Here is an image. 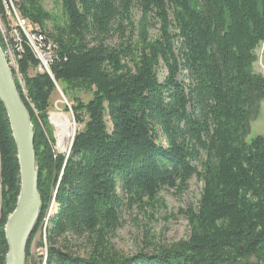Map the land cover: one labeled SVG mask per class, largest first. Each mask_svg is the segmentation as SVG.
<instances>
[{
  "label": "trees",
  "instance_id": "1",
  "mask_svg": "<svg viewBox=\"0 0 264 264\" xmlns=\"http://www.w3.org/2000/svg\"><path fill=\"white\" fill-rule=\"evenodd\" d=\"M41 1L14 4L52 46L49 72L39 71L25 38L18 52L0 0L7 30L0 46L7 42L15 53L24 92L12 76L34 129L39 172L41 209L25 264L53 205L37 245L47 247L45 264H264V136L247 141L264 102V75L254 68L264 0H55L61 19ZM134 10L142 15L138 28ZM55 84L72 94L80 127L65 154L54 150L48 123ZM193 177L203 185L196 205L179 211L186 240L133 255L114 248L123 210L161 202V191L181 195ZM19 190L17 149L0 101V264ZM77 240L86 256L72 252Z\"/></svg>",
  "mask_w": 264,
  "mask_h": 264
},
{
  "label": "rangeland",
  "instance_id": "2",
  "mask_svg": "<svg viewBox=\"0 0 264 264\" xmlns=\"http://www.w3.org/2000/svg\"><path fill=\"white\" fill-rule=\"evenodd\" d=\"M41 4L43 8L51 15L55 16L56 19L63 18L60 4L57 1L42 0ZM133 20L138 28V25L142 20V15L139 10L133 11ZM47 27L50 29V24H48ZM158 28V23L148 27V35L150 39H155L158 36ZM0 32L3 36L6 34L5 26L1 18ZM136 38L137 31L134 34L133 40H136ZM115 42L116 39L110 44L113 45ZM3 54L11 73L14 74L24 92L23 83L17 70L16 59L11 56L12 54L8 56L4 51ZM256 55L257 62L254 65V68L256 72L264 75V42L256 49ZM163 75L164 70L160 72L159 77L162 78ZM75 95L82 101L89 99V95L82 92H77ZM71 96L72 94H69L68 97L65 96L61 87L58 86L51 98V106L48 112V123L54 140V150L60 154L67 153L72 138L68 145L66 144L65 150L58 149L55 141V129L51 124V117L54 113L67 115L75 127L73 136L75 135L80 127L76 124L73 114L70 111ZM66 108H68V111L65 110ZM257 135L264 136V102L261 103L260 112L257 118L250 124V133L247 137V141L249 142ZM202 185L203 184L200 180L193 177L189 181L186 191L181 195L174 194L173 190L161 191L158 195L161 202L151 205L148 204L143 209L133 207L131 210H123L121 214L122 226L110 239L114 248L123 254L133 255L140 250L149 253L155 250L158 246L169 245L180 240H186L190 233L189 226L186 218L181 215L179 211L185 210L190 204L193 206L196 205ZM54 212L55 206L53 205L49 209L44 220L43 229L37 232L33 239L28 264H42L45 254L47 255V247H45V245H43V247H38L37 245L40 239L44 238L45 226L48 225L49 216L54 214ZM74 244L76 247L73 248L72 252H75L80 256L87 255V247L82 240H77Z\"/></svg>",
  "mask_w": 264,
  "mask_h": 264
},
{
  "label": "water",
  "instance_id": "3",
  "mask_svg": "<svg viewBox=\"0 0 264 264\" xmlns=\"http://www.w3.org/2000/svg\"><path fill=\"white\" fill-rule=\"evenodd\" d=\"M58 88V85L55 84ZM0 101L6 110L17 149L20 190L14 210L4 226L8 245L5 264H25L26 246L36 226L41 209L38 191L39 172L34 149V129L6 63L0 46ZM74 136L71 139L69 152Z\"/></svg>",
  "mask_w": 264,
  "mask_h": 264
},
{
  "label": "built area",
  "instance_id": "4",
  "mask_svg": "<svg viewBox=\"0 0 264 264\" xmlns=\"http://www.w3.org/2000/svg\"><path fill=\"white\" fill-rule=\"evenodd\" d=\"M6 18L10 23L11 35H14L18 52L22 51V40L25 38L29 47L39 61V71L49 72L48 66L53 56V49L50 44L44 43L43 36L37 34L31 24H24L22 19L15 14L11 0H1ZM43 242L44 239H43Z\"/></svg>",
  "mask_w": 264,
  "mask_h": 264
},
{
  "label": "bare ground",
  "instance_id": "5",
  "mask_svg": "<svg viewBox=\"0 0 264 264\" xmlns=\"http://www.w3.org/2000/svg\"><path fill=\"white\" fill-rule=\"evenodd\" d=\"M15 1H18V0H11L15 14L18 15L19 19L23 20L24 24H30L27 18H24L23 16L19 15V13L17 12L16 6L14 4ZM6 32H7V30H6ZM8 36L13 41H15L14 35H11V31H9ZM5 41H6V39H5ZM4 48H5V50H2V51H4V53H7L8 56H10L12 54L11 56H13V58L16 59L13 49L11 48V46L7 42H6V47H4ZM17 48H18V46H17ZM51 124L55 129V141H56L57 148L60 150H65L66 144L68 145V143L70 142V139L72 138V136L74 134L75 127H74L73 123L71 122V120L69 119V117L67 115L54 113V114H52V117H51ZM43 256H44V254H43ZM45 263H46V254L42 260V264H45Z\"/></svg>",
  "mask_w": 264,
  "mask_h": 264
}]
</instances>
